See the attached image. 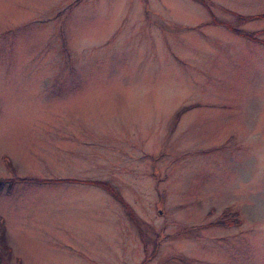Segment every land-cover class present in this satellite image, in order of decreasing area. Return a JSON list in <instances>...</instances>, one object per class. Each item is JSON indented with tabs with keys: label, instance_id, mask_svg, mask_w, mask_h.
<instances>
[{
	"label": "rangeland",
	"instance_id": "rangeland-1",
	"mask_svg": "<svg viewBox=\"0 0 264 264\" xmlns=\"http://www.w3.org/2000/svg\"><path fill=\"white\" fill-rule=\"evenodd\" d=\"M0 264H264V0H0Z\"/></svg>",
	"mask_w": 264,
	"mask_h": 264
},
{
	"label": "crops",
	"instance_id": "crops-1",
	"mask_svg": "<svg viewBox=\"0 0 264 264\" xmlns=\"http://www.w3.org/2000/svg\"><path fill=\"white\" fill-rule=\"evenodd\" d=\"M252 38H254V39H256V40L260 41L259 39L255 38V37H252ZM260 42H261V41H260Z\"/></svg>",
	"mask_w": 264,
	"mask_h": 264
},
{
	"label": "flooded vegetation",
	"instance_id": "flooded-vegetation-1",
	"mask_svg": "<svg viewBox=\"0 0 264 264\" xmlns=\"http://www.w3.org/2000/svg\"><path fill=\"white\" fill-rule=\"evenodd\" d=\"M134 223L136 222V221H134V220H132Z\"/></svg>",
	"mask_w": 264,
	"mask_h": 264
}]
</instances>
